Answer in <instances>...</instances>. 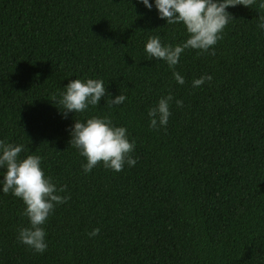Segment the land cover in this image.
<instances>
[{"label":"trees","instance_id":"obj_1","mask_svg":"<svg viewBox=\"0 0 264 264\" xmlns=\"http://www.w3.org/2000/svg\"><path fill=\"white\" fill-rule=\"evenodd\" d=\"M226 10L215 55L185 50L178 85L173 69L145 56L149 35L185 38L155 8L0 0V140L38 155L70 197L46 221L41 254L16 238L27 226L22 201L0 193V264H264V32L255 5ZM202 74L212 80L193 88ZM74 78H101L106 94L126 99L109 107L105 96L62 118L53 96ZM166 93L183 104L173 101L167 125L150 129L148 108ZM93 115L126 127L134 166L83 173L68 129Z\"/></svg>","mask_w":264,"mask_h":264},{"label":"clouds","instance_id":"obj_2","mask_svg":"<svg viewBox=\"0 0 264 264\" xmlns=\"http://www.w3.org/2000/svg\"><path fill=\"white\" fill-rule=\"evenodd\" d=\"M146 9H156L157 17L167 25L183 26L185 38L177 44H162L159 35H149L144 43L147 59L163 62L173 69L172 77L178 85L184 84V77L174 70L179 58L185 50H196L197 54L215 55L214 46L222 38L225 26L232 19L226 10L229 7L243 5L256 6L257 28L264 32V0H137ZM210 74H202L191 81L197 88L211 81ZM107 96L109 107L122 104L126 97L119 93L114 97L106 94L105 84L101 78H74L68 80L58 96H53V103L61 114L67 118L85 112L89 106L96 107L102 97ZM174 101L181 107L183 101L175 99L171 93L160 96L154 106L147 111L148 127L158 129L167 125L171 115L170 104ZM69 145L84 158L81 164L84 174L89 173L99 163L103 168L114 172L125 166L132 167L136 159L131 155L135 147V139L129 138L125 126L114 125L107 116H90L83 121L74 119L68 129ZM28 149L21 143H10L0 140V193L19 198L24 208L22 215L27 218V226L17 230V240L36 253L47 249L44 225L55 207L65 203L70 197L63 185L57 186L51 176H47L41 167L38 155L21 156ZM99 228L87 233L94 237Z\"/></svg>","mask_w":264,"mask_h":264}]
</instances>
